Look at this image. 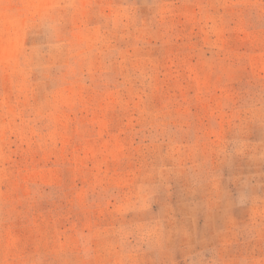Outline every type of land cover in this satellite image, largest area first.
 <instances>
[{"label":"rangeland","instance_id":"rangeland-1","mask_svg":"<svg viewBox=\"0 0 264 264\" xmlns=\"http://www.w3.org/2000/svg\"><path fill=\"white\" fill-rule=\"evenodd\" d=\"M0 264H264V0H0Z\"/></svg>","mask_w":264,"mask_h":264}]
</instances>
